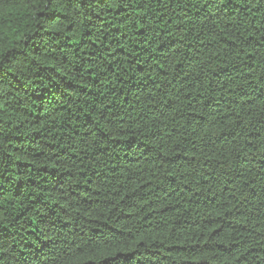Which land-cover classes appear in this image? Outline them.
Instances as JSON below:
<instances>
[{
  "label": "trees",
  "instance_id": "16d2710c",
  "mask_svg": "<svg viewBox=\"0 0 264 264\" xmlns=\"http://www.w3.org/2000/svg\"><path fill=\"white\" fill-rule=\"evenodd\" d=\"M0 264H264V0H0Z\"/></svg>",
  "mask_w": 264,
  "mask_h": 264
}]
</instances>
